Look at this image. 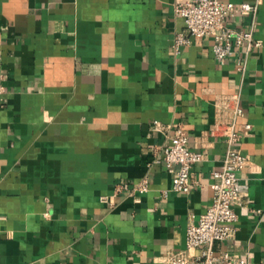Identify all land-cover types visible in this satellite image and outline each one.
Here are the masks:
<instances>
[{
	"label": "crops",
	"instance_id": "1",
	"mask_svg": "<svg viewBox=\"0 0 264 264\" xmlns=\"http://www.w3.org/2000/svg\"><path fill=\"white\" fill-rule=\"evenodd\" d=\"M181 1L0 0V264H162L184 251L232 125L247 191L220 248L264 264V0H221L257 6L227 24L260 43L223 64L212 36L174 53ZM177 128L204 156L186 194L154 162Z\"/></svg>",
	"mask_w": 264,
	"mask_h": 264
},
{
	"label": "built area",
	"instance_id": "2",
	"mask_svg": "<svg viewBox=\"0 0 264 264\" xmlns=\"http://www.w3.org/2000/svg\"><path fill=\"white\" fill-rule=\"evenodd\" d=\"M257 6L250 3L234 4L221 0H182L175 6V14L183 19L184 33L175 35L173 51L178 54L180 49L190 44V38L212 36V51L216 62L223 64L229 57L243 51L247 56L253 49L260 47L254 39L253 30L242 31L227 24V19L241 16L255 17ZM244 64H240L243 71ZM5 89L0 85V100ZM237 115L242 112L239 107ZM155 130H160L156 123ZM249 125L245 126L248 130ZM226 151L219 170L213 175L210 185L212 201L196 225L186 229V249L167 257L162 264H247L241 258H233L221 250L220 245L228 240L235 230L237 222L236 207L242 206L246 197L247 186L238 178V173L247 165L246 158L234 146L238 136L233 125L225 131ZM188 139L181 128H177L168 137V144L162 147L156 164H163L168 173L172 174L171 191L186 194L191 187V170L195 164L203 161L204 156L188 148ZM121 185L116 186L119 191ZM146 177L135 187L134 191L141 194L148 192ZM167 196V191L162 194ZM105 202V198H102Z\"/></svg>",
	"mask_w": 264,
	"mask_h": 264
}]
</instances>
